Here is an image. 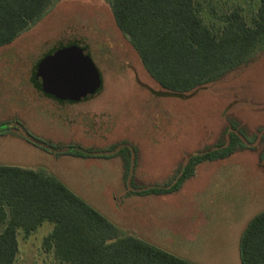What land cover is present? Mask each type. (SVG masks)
Instances as JSON below:
<instances>
[{"label": "rangeland", "instance_id": "obj_1", "mask_svg": "<svg viewBox=\"0 0 264 264\" xmlns=\"http://www.w3.org/2000/svg\"><path fill=\"white\" fill-rule=\"evenodd\" d=\"M69 1L52 0L49 14L41 20L49 24L40 28L41 34L35 24L13 43L0 47V122L15 117L41 137L37 131L49 129L57 137L47 139L56 143L101 149L119 140L131 142L138 149L134 179L140 185L166 182L183 169L188 154L219 139L227 119L246 131L251 146L225 160L194 165L180 187L166 195H128L118 158H104L101 152L84 159L55 155L54 150L26 141L14 127L0 131V164L46 170L121 234L138 237L194 264H241L239 237L248 220L264 209V172L258 166L259 153H264V106L254 109L264 105V61L225 75L187 98L159 97L153 94L158 85L127 54L125 41L113 29L109 0H80L86 7L50 22L49 17L58 14L54 11ZM196 2L203 21L216 27L222 23L219 15L235 9L249 23L259 0ZM60 30L59 36L76 35L89 43L105 79L97 98L56 109L38 100L31 86H21L20 77L27 75L26 51L45 34ZM32 107L37 108L35 115L29 112ZM72 122L76 127L69 136L67 125ZM52 228V222L43 221L27 236L18 230L15 264H65L42 246Z\"/></svg>", "mask_w": 264, "mask_h": 264}, {"label": "trees", "instance_id": "obj_2", "mask_svg": "<svg viewBox=\"0 0 264 264\" xmlns=\"http://www.w3.org/2000/svg\"><path fill=\"white\" fill-rule=\"evenodd\" d=\"M51 3L52 0H0V47L13 43L35 24L40 26L37 33L41 34V29L49 24L41 20L50 11ZM83 4L80 0H70L67 8L60 6L54 11L58 14L49 17L50 22L56 23L60 15L67 16L79 7H86ZM108 4L113 29L125 41L127 54L158 85L159 90L153 93L156 96L187 98L211 83L222 81L225 75L264 61V0H259L249 23L235 9L219 15L222 23L216 27L203 21L196 0H109ZM60 33L63 30L45 34L26 51L27 75L20 77L21 86H31L39 94L38 100L51 103L56 109L83 102L60 103L42 92L36 69L44 56L61 47L80 45L92 57L102 80L105 79L89 43L76 35L65 37L59 36ZM36 110L32 107L29 112L35 115ZM10 127L20 129L29 143L54 150L55 155L84 159L101 152L104 158H118L122 184L126 194L133 196L171 194L191 175L194 165L225 160L244 150L249 145L245 138L250 139L235 121L227 119L219 139L188 154L183 169L176 170L166 182L140 185L134 179L138 149L131 142L119 140L101 149L75 142L56 143L47 139V136L54 140L57 137L49 129L38 130L41 137L28 125L24 128L15 117L0 122V131ZM67 127L69 136L74 135L76 125L72 122ZM262 154L259 153L258 166L264 172ZM43 221L52 222L53 228L43 237L42 246L61 263L194 264L138 237L121 234L103 214L46 170L0 164V225L4 224L0 230V264H15L17 231L27 236ZM238 254L241 264H264V209L246 223L238 240Z\"/></svg>", "mask_w": 264, "mask_h": 264}, {"label": "water", "instance_id": "obj_3", "mask_svg": "<svg viewBox=\"0 0 264 264\" xmlns=\"http://www.w3.org/2000/svg\"><path fill=\"white\" fill-rule=\"evenodd\" d=\"M36 76L42 92L60 103L88 101L103 88L98 67L86 49L77 44L44 56Z\"/></svg>", "mask_w": 264, "mask_h": 264}]
</instances>
